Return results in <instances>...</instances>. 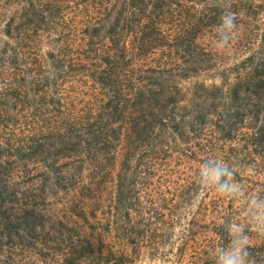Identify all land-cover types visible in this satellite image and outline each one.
I'll use <instances>...</instances> for the list:
<instances>
[{"label":"trees","instance_id":"1","mask_svg":"<svg viewBox=\"0 0 264 264\" xmlns=\"http://www.w3.org/2000/svg\"><path fill=\"white\" fill-rule=\"evenodd\" d=\"M225 10L237 28L218 48ZM209 158L243 196L199 184ZM253 195L264 0H0V264H124L125 247L213 264L227 222L264 253Z\"/></svg>","mask_w":264,"mask_h":264},{"label":"clouds","instance_id":"2","mask_svg":"<svg viewBox=\"0 0 264 264\" xmlns=\"http://www.w3.org/2000/svg\"><path fill=\"white\" fill-rule=\"evenodd\" d=\"M236 15L230 10H225L220 16V23L216 26L218 48L226 47L237 28ZM234 167L217 160L207 159L200 168L198 182L204 189H215L218 194L227 197H241L244 195L242 186L234 179ZM246 205L247 216L261 229L264 234V197L253 195L242 200ZM227 234V243L221 244L210 255L213 264H256L255 255L249 248V236L246 225L241 223L227 222L224 225Z\"/></svg>","mask_w":264,"mask_h":264},{"label":"rangeland","instance_id":"3","mask_svg":"<svg viewBox=\"0 0 264 264\" xmlns=\"http://www.w3.org/2000/svg\"><path fill=\"white\" fill-rule=\"evenodd\" d=\"M61 253L58 252V254ZM124 253L128 256V258L123 259L124 264H170L166 261H163L162 258H156L154 256L149 255L145 250H141L139 254H134L129 247H125ZM22 263L19 264H61L58 260L54 258H45L40 259L36 256L27 255V257L23 260ZM101 257L91 256L87 261L83 264H106L101 262ZM64 264V263H62ZM176 264V263H171Z\"/></svg>","mask_w":264,"mask_h":264}]
</instances>
